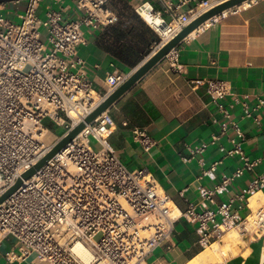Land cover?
I'll list each match as a JSON object with an SVG mask.
<instances>
[{
    "label": "built area",
    "instance_id": "built-area-1",
    "mask_svg": "<svg viewBox=\"0 0 264 264\" xmlns=\"http://www.w3.org/2000/svg\"><path fill=\"white\" fill-rule=\"evenodd\" d=\"M162 1L173 15L172 21L160 10L151 7L150 12L175 29L191 21L202 5L213 3L212 7L220 0H193L195 4L186 13H180L179 6L191 0L177 4ZM253 1L246 0L228 10L249 6ZM42 2L26 0L20 21L0 6V197L22 178V184L0 203V242L8 236L16 240L17 251H11L8 258L15 256L26 264H146L155 248L172 244L176 222L182 216L199 223L204 246L231 228L240 229L247 238L264 237V202L255 209L250 205V196L264 187V172L246 192L236 196L248 200L246 213H242L244 203L233 209L236 198L216 208H200L190 202L184 212L175 213L169 206L170 195L153 173L147 167L130 169L117 154L110 141L114 119L109 110L87 123L32 176L23 177L131 74L108 73L106 88L98 90L80 54V47L87 43V28L109 26L118 20L109 0H77L83 13L75 19H64L52 4L45 16L41 15ZM137 10L140 13L139 6ZM218 16L200 28L215 22ZM173 58L177 64L176 55ZM207 87L224 117L221 132L213 133L211 143L232 130L231 146L222 145L221 150L227 156L240 155L243 160L233 175L224 174L213 189L201 187V196L214 201V195L227 190L236 175L253 170L261 159H251L245 153V132L232 119L224 100L234 94L230 83L213 78L207 81ZM260 107H264L261 96L256 105L245 104V116L258 119L255 111ZM47 118L64 131L54 134L45 122ZM48 133L55 135L52 141ZM133 133L150 152L156 140L147 129L134 127ZM209 144L202 143L192 152L204 151ZM220 163L214 161L204 172L216 177ZM79 244L90 250V257L79 253Z\"/></svg>",
    "mask_w": 264,
    "mask_h": 264
},
{
    "label": "crops",
    "instance_id": "crops-1",
    "mask_svg": "<svg viewBox=\"0 0 264 264\" xmlns=\"http://www.w3.org/2000/svg\"><path fill=\"white\" fill-rule=\"evenodd\" d=\"M171 1L177 4L180 0ZM25 3L26 0H4L0 6L11 18L20 21ZM143 3L160 10L168 21L173 20L162 0H109L118 20L109 26L86 29L87 43L80 47V54L86 60L96 89L106 88L108 73L132 72L159 47L162 36L137 10ZM50 4L62 12L64 19H75L83 13L77 7V0H62L57 4L43 0L39 13L45 16ZM194 4L195 1H188L178 11L186 13ZM153 33L159 41L153 40ZM147 49L150 52L144 53ZM173 55L178 59L177 64ZM213 78L230 83L234 94L224 100L232 119L245 132V153L251 159L261 160L253 170L236 175L228 189L216 193L211 201L201 196V187L213 189L224 174L233 175L243 162L240 155L227 156L221 150L222 145L231 146L232 130L211 143L213 133L221 132L224 121L208 92L207 81ZM260 96L264 97V0H254L249 6L220 14L215 22L187 36L124 93L109 109L114 119L110 141L130 169L147 167L153 173L178 213L184 212L190 202L200 208H216L246 192L252 181L264 172V107L255 111L258 119L245 116V104L256 105ZM134 127L146 128L156 140L150 152L135 139ZM202 143L210 144L206 150L193 153L192 149ZM219 160L216 177L204 172ZM259 191L264 193V187L255 193ZM255 193L250 196L251 206ZM239 203L246 204L242 211L246 213L248 200L236 198L233 209ZM198 225L180 217L172 244L155 248L146 264H192L194 261L195 264H264V237L246 238L243 243L233 244L236 252L226 255L222 253L225 246L222 238L206 246L201 244ZM215 242L220 250L212 251L209 245ZM15 244L13 236L0 242V264H26L15 256L8 258L11 251H17ZM207 253H212L208 256L214 259H209Z\"/></svg>",
    "mask_w": 264,
    "mask_h": 264
},
{
    "label": "water",
    "instance_id": "water-1",
    "mask_svg": "<svg viewBox=\"0 0 264 264\" xmlns=\"http://www.w3.org/2000/svg\"><path fill=\"white\" fill-rule=\"evenodd\" d=\"M246 0H220L209 9L203 11L186 25H184L177 33L167 41H163L159 47L154 50L146 60L137 66L130 76L121 83L117 88L111 91L105 99L80 123H78L67 135H65L52 149L41 159L35 166L31 167L24 173V178L32 176L48 159L54 156L67 143L72 141L86 126L87 123L93 121L101 113L109 110L110 107L132 86H134L149 70H151L160 60L168 55L179 43H181L192 32L200 28L206 21L214 16L222 14L224 11L241 4ZM22 184L20 178L16 184L0 197V203L4 201L12 192H14Z\"/></svg>",
    "mask_w": 264,
    "mask_h": 264
},
{
    "label": "bare ground",
    "instance_id": "bare-ground-1",
    "mask_svg": "<svg viewBox=\"0 0 264 264\" xmlns=\"http://www.w3.org/2000/svg\"><path fill=\"white\" fill-rule=\"evenodd\" d=\"M213 4V3H212ZM212 4H207V5H202V7L192 16V18L193 17H195L196 15H198L200 12H202V11H204L205 9H207V8H209ZM139 11H140V13H141V15L146 19V21L150 24V25H152L156 30H158L159 31V33L162 35V37L164 38V41H167L168 39H170L171 37H173V35L177 32V31H179L180 29H181V27L180 26H178V27H176L175 29L172 27V25H170V24H166L165 22H164V20L161 18V17H159V16H157V15H153V13H151L150 11H151V5L150 4H148V3H145V4H141L140 6H139ZM197 30H195L194 32H192L191 34H194L195 32H196ZM264 196V193L262 192V191H259V192H257V193H255V195L252 197V205L253 206H256L257 207V204L258 203H260L261 202V200H262V197ZM173 203V202H172ZM171 205V204H170ZM173 205H174V203H173ZM174 208H176V206L174 205ZM178 209V208H177ZM176 211V210H175ZM178 211V210H177ZM235 237H238V235L237 234H235ZM211 246V247H210ZM219 244L217 243V242H215V243H212L211 245H209V247L212 249V251H217V250H220V249H218L219 248ZM210 249V250H211ZM77 250L79 251V253L84 257V258H88V257H90L91 256V253H90V250L87 248V247H85V246H83V245H81V244H79L78 246H77ZM209 250V251H210ZM222 253H224L223 252V250H222ZM208 254H212V253H207V256H208ZM213 254H215V253H213ZM217 254V253H216ZM218 255V254H217ZM217 255H215L216 257H217ZM225 255V254H224ZM200 256V255H199ZM214 256V257H215ZM205 257V256H204ZM209 257V259H210V257H212L213 258V256H208ZM200 258H203L202 256L200 257ZM196 259V258H195ZM194 258L192 259V260H195ZM214 259V258H213ZM206 260H207V258H206ZM219 260L220 261H222L223 259L222 258H219ZM191 261V260H190ZM199 261V260H198ZM207 262V261H206ZM199 263V262H198ZM197 263V264H198ZM192 264H195V261L194 262H192Z\"/></svg>",
    "mask_w": 264,
    "mask_h": 264
},
{
    "label": "rangeland",
    "instance_id": "rangeland-1",
    "mask_svg": "<svg viewBox=\"0 0 264 264\" xmlns=\"http://www.w3.org/2000/svg\"><path fill=\"white\" fill-rule=\"evenodd\" d=\"M4 12L7 13V10H4ZM16 21H17V20H16ZM160 35H161V34H160ZM161 36H162V35H161ZM163 41H164V38L162 37V41H161V43H162ZM161 43H160V44H161ZM154 50H155V49H154ZM154 50H153V51H154ZM45 122H46L47 125H49V126H50V127L56 132V133H58V134H61V133L64 131V127L56 125L55 123H53V122H52L50 119H48V118L45 120ZM47 136H48L49 141H52V140L55 138V135H54L53 133H48ZM95 146L97 147V145H95ZM263 202H264V196L262 197L261 202L257 204V207H258L261 203H263ZM170 204H171V205H170ZM169 206H170L171 208H173L174 210H176L175 213H178L177 209L174 208V205H173L172 202L169 203ZM252 207H253L254 209L257 208L256 206H253V205H252ZM235 234H237L238 237H235ZM218 238H222V239H224V241H225V246L223 247V251H224V253H225L226 255H228L230 251H231V252H236V249L232 248V247H233V244L243 243L244 240H246L247 237L244 236V235L242 234V232H241L240 229H238V228H231V229H226V230L222 233V235H221L220 237H218ZM218 238H217V239H218Z\"/></svg>",
    "mask_w": 264,
    "mask_h": 264
},
{
    "label": "trees",
    "instance_id": "trees-1",
    "mask_svg": "<svg viewBox=\"0 0 264 264\" xmlns=\"http://www.w3.org/2000/svg\"><path fill=\"white\" fill-rule=\"evenodd\" d=\"M152 40V39H151ZM153 40L155 41H159V37L157 34L153 33ZM150 52V49H147L144 53H149Z\"/></svg>",
    "mask_w": 264,
    "mask_h": 264
}]
</instances>
